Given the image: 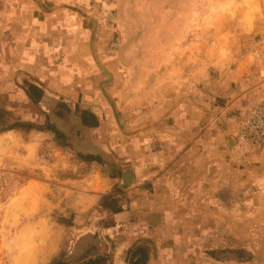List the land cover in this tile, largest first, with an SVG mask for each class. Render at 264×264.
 Masks as SVG:
<instances>
[{"label":"rangeland","instance_id":"1","mask_svg":"<svg viewBox=\"0 0 264 264\" xmlns=\"http://www.w3.org/2000/svg\"><path fill=\"white\" fill-rule=\"evenodd\" d=\"M22 30L53 46L59 42L52 50L54 63L66 59L76 68L79 60L87 62L89 85L97 89L101 79L107 92L93 97V103L99 106L101 101V107L109 109L105 118L119 120L122 133L134 135L130 158L137 157V145L146 144L142 129L145 134L150 129L153 136L150 153L157 150L155 124L171 113L173 98L181 96L182 103L191 94L202 106L200 97L207 96L211 109L224 107L222 80L237 69L253 95L246 115L228 120L231 147L246 154L264 149L235 138L237 123L264 91V64L250 44L264 35V0H0V45L12 41L10 33ZM2 75L0 70V82ZM3 90L8 89L0 83ZM8 98L0 93V109L11 112L9 121L19 118L41 130L0 133V264L64 261L90 217L77 214L82 197L104 193V202L112 195L107 191L112 190V159L102 152L99 161L83 160L85 151L72 142L77 121L73 100L65 103L67 117H52L57 124L65 121L64 129L71 127L59 138L45 130L48 119L38 117L32 106L21 103L18 111L10 110L14 102ZM214 126L210 131H217L219 122ZM243 168L231 165L216 176V183L224 185L222 191L211 192L212 197L190 186L171 191L172 221L166 223L161 246L174 250L177 264H195L189 258L205 257L208 250L221 247L241 264H264V166L248 162ZM93 170L102 179L89 181Z\"/></svg>","mask_w":264,"mask_h":264},{"label":"crops","instance_id":"2","mask_svg":"<svg viewBox=\"0 0 264 264\" xmlns=\"http://www.w3.org/2000/svg\"><path fill=\"white\" fill-rule=\"evenodd\" d=\"M40 31L39 34H42ZM10 35L7 38L12 41L7 45H0V70L3 72L0 83L5 84L8 89L0 93L8 95V99L14 102L11 109H8L18 111L21 103L29 104L36 110L38 117L47 118L56 129L68 135L71 127L64 129L67 126L65 121L57 124L58 121L52 117H67L69 107L65 103L73 100V110L78 111L77 121L72 128L75 135L72 142L74 140L81 145L79 149L85 151L84 155L100 157V153L106 152L112 159V190L107 191L119 198L121 211L112 213L101 208L100 199L104 193L94 194L91 199L88 198L90 195L82 197L84 202L77 206V214H87L90 217L87 223L83 224V229L79 230L73 247L64 260L67 264H78L99 257L105 259L103 264H130L127 251L140 240H149L152 243V250L145 264H177V254L174 250L165 251L164 246H161L164 243L166 223L172 221V204L169 201L171 191H184L190 186L196 187V192L208 191L212 197L211 192L220 189L222 191L221 187L224 185L222 182L216 183V176H221L225 170L229 171L231 165L246 168L248 162H257L260 168L264 166V149L258 154H246L247 150L235 151L231 147L233 140L229 137L231 132L228 120L234 122L235 119L244 117L253 95L252 87L250 88L243 72L238 69L222 80V92L219 93L224 98V107L219 110L211 109L207 96L200 97L204 103L202 106L198 104V98L191 94L184 96L183 104L180 103L181 96L173 98L171 113L157 119L155 124L159 128L155 136L158 141L157 150L150 153L153 136H150V129L146 130V134L142 129L141 139H145L146 144L137 145V157L130 158L134 135L123 134L124 128L119 124V120L105 118L109 109L103 105L101 107L100 100L99 106L96 102L93 103V97L99 99V96H107V92L102 90L101 79L97 89L89 85V76H85L88 70L87 62L79 60L76 68L66 59L60 62L56 60L54 63L56 52L52 50L59 47V42L53 46L47 43L44 37L41 38L42 36H37L39 40H36L30 31L26 30ZM62 44L61 39L60 47ZM66 52L68 53V50ZM58 54L61 52L58 51ZM25 81L42 87L43 96L37 105L32 103L23 91L21 85ZM11 94H14V97L11 98ZM162 107L163 105L158 110ZM83 112L94 115L98 124L95 127L84 125L80 119ZM216 121L220 127L217 131H210L215 127ZM112 122L115 127L113 130ZM79 134L80 137L76 136ZM118 163L120 168L116 166ZM261 174L264 175V170ZM124 175L131 176L127 180L128 184L121 180ZM96 176L101 177L93 170L88 175V180L91 177L94 180ZM183 199L180 198L182 206L186 202ZM104 218L107 219L108 225H104ZM204 255L205 257L196 256L189 259L195 261V264H241L236 255L230 254L228 249L223 247L220 250L210 249Z\"/></svg>","mask_w":264,"mask_h":264},{"label":"trees","instance_id":"3","mask_svg":"<svg viewBox=\"0 0 264 264\" xmlns=\"http://www.w3.org/2000/svg\"><path fill=\"white\" fill-rule=\"evenodd\" d=\"M23 91L25 92L27 98L37 105L42 96H43V89L42 87L25 81L21 85ZM76 112L78 110H75ZM9 116H11V112L0 109V133L9 131V130H22L24 132H29L31 130H41L37 128L33 123L21 121L19 118H13L9 121ZM83 124L87 127H95L98 123L96 117L90 113L83 112L80 116ZM47 120V118H46ZM46 131L51 130L58 136L59 138H65L64 134L57 130L52 124L46 121ZM83 160L86 162H93L99 161V158L93 157L90 155H83ZM100 206L102 209L108 210L112 213H118L121 211V206L119 205V198L113 195L105 196L104 202H100ZM152 250V243L149 240H140L137 244H134L128 251H127V258L130 264H145L150 256V252ZM214 254V253H213ZM212 255V253H211ZM214 256V255H212ZM105 263V259L102 257L93 259V260H85L78 264H103ZM51 264H67L64 261L54 260Z\"/></svg>","mask_w":264,"mask_h":264},{"label":"built area","instance_id":"4","mask_svg":"<svg viewBox=\"0 0 264 264\" xmlns=\"http://www.w3.org/2000/svg\"><path fill=\"white\" fill-rule=\"evenodd\" d=\"M253 55L264 64V35L252 38ZM264 75V74H263ZM235 138L251 147L264 145V91L261 98L253 104L247 116L237 123Z\"/></svg>","mask_w":264,"mask_h":264},{"label":"water","instance_id":"5","mask_svg":"<svg viewBox=\"0 0 264 264\" xmlns=\"http://www.w3.org/2000/svg\"><path fill=\"white\" fill-rule=\"evenodd\" d=\"M130 178H131L130 175H124V176L121 178V180H122V182H123L124 184H128L127 180L130 179Z\"/></svg>","mask_w":264,"mask_h":264}]
</instances>
